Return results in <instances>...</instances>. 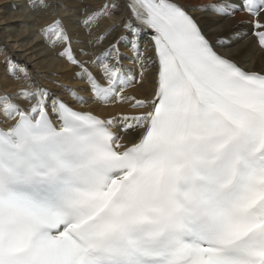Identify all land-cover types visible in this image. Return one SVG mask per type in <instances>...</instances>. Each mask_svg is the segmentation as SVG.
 I'll return each instance as SVG.
<instances>
[{"label": "snow or ice", "instance_id": "6c2138e0", "mask_svg": "<svg viewBox=\"0 0 264 264\" xmlns=\"http://www.w3.org/2000/svg\"><path fill=\"white\" fill-rule=\"evenodd\" d=\"M82 3V0H81ZM52 22L46 45L79 69L83 89L68 100L36 85L21 104L0 96V264H264V68L250 70L217 48L248 32L205 35L193 12L250 25L264 56V0H104L83 5L69 32L60 0H28ZM119 14L92 59L98 21ZM151 32L153 56L140 46ZM138 68L125 66L126 52ZM74 45H80L75 48ZM5 71L35 83L27 65L5 57ZM155 68L154 91L126 90ZM127 103L141 111L101 119L73 107ZM32 101H35L32 103Z\"/></svg>", "mask_w": 264, "mask_h": 264}, {"label": "bare ground", "instance_id": "6f19581e", "mask_svg": "<svg viewBox=\"0 0 264 264\" xmlns=\"http://www.w3.org/2000/svg\"><path fill=\"white\" fill-rule=\"evenodd\" d=\"M60 2L68 4L69 9L76 10L75 14H66V12L70 10H58L59 17L63 19L69 32L75 34L81 32V29L78 25L73 24L71 20H75L76 17L79 16V9L83 5H87L90 10L95 9L101 5L104 0H82V3L81 0H60ZM180 2L190 5L201 4L206 2V0H180ZM13 6L16 7L13 8ZM26 10H28V13H26ZM193 14L209 39L213 41L220 35H227V33L222 30V28L225 27L232 28L236 31L248 32V36L244 40L233 43L229 48L217 49L221 53L231 56L232 53L239 48V54L232 57L236 59L238 63L241 62L243 58L242 66L250 70L259 71L261 68H264V56H261L258 49H254L253 47L254 38L251 31H249L250 25L237 24V21L240 19L249 18L246 13H237L234 19L227 20L219 19L206 12H193ZM33 16L34 19L32 20L30 17ZM52 20V15L44 13L37 14L32 8L28 7V0H0V96L10 95V93H17L18 91H33V88H36L38 84L50 90L55 95L68 100L69 96L66 90L61 87H55L52 82H59L72 89H78L75 85H82V89L86 87L83 80L75 77V73L78 72L79 69L70 64L65 57L61 56L62 59L56 57L62 49L59 47L52 48L46 45L44 38L41 37L40 30L46 28ZM121 20L122 17L118 13L100 19L98 21V26L94 27L92 36L90 37L96 43L94 46L87 48L89 53L88 56L78 58L92 59L97 54L107 49L110 44L115 42L117 36L120 34L119 29L112 32L111 35H107L106 39L100 38L105 36L107 30L114 24L120 23ZM261 22H264V18H262ZM4 23L6 25L2 27L1 25ZM32 25L36 28V32L32 28ZM149 33L150 31L142 33L140 37V46L142 50H146V55L153 56L154 51L151 47L152 41L149 40ZM74 47L79 48L80 45H74ZM119 47L122 51L126 52V56L123 58L125 66L134 72L138 71V68L128 59V57L132 55L127 51L128 48H130V44L121 41ZM25 52H30V55ZM33 55L35 59H33ZM7 56H11L20 65H27L29 75L35 77V83H33L31 79L24 77L23 74L18 73L15 76L9 75L4 67L5 57ZM154 73L155 68L148 69L145 73L143 82L129 87L126 90V94L135 96L138 99L150 97L154 91ZM79 95L85 97L87 103H73V107L82 111L96 113L101 119H108L123 112L141 111L130 108L127 103L98 104L91 100V93L88 92L80 91ZM22 98L23 97H20V100L16 101L23 104L24 100ZM34 102L35 101H32V103ZM11 123L12 121H9L7 124L0 123V127L7 128Z\"/></svg>", "mask_w": 264, "mask_h": 264}, {"label": "rangeland", "instance_id": "374dc122", "mask_svg": "<svg viewBox=\"0 0 264 264\" xmlns=\"http://www.w3.org/2000/svg\"><path fill=\"white\" fill-rule=\"evenodd\" d=\"M215 2H218V1H216V0H206V2H204V3H201V4H210V3H215ZM17 6V5H16ZM16 6H13V8H15ZM28 10H26V13H28L27 12ZM71 11V10H70ZM66 12V14L67 13H73V14H75V11H73V12ZM211 14V13H210ZM65 15V14H64ZM212 15V14H211ZM214 16V15H213ZM32 20L34 19V16L33 17H30ZM77 18H79V16H77L76 17V19ZM75 19V20H76ZM75 20H71V22L73 23V21H75ZM223 20H227V19H223ZM73 24H75V23H73ZM6 24L4 23V24H2L1 26L3 27V26H5ZM31 26V25H30ZM32 28L35 30V32L37 31L36 30V28H34V26L32 25ZM42 30V29H41ZM40 30V35H41V37H43L44 38V40H45V36H44V34H43V32ZM222 30H224V32H226L227 34L228 33H230V32H232V31H236V30H234V29H232V28H228V27H225V28H222ZM249 31H250V27H249ZM39 38H40V36H39ZM26 53V52H25ZM29 55H30V52H27ZM26 53V54H27ZM32 56V55H31ZM56 57L57 58H59V59H62V57L61 56H59V55H56ZM33 59H35V57H34V55H33ZM53 83V85L55 86V87H58V85H62L61 83H59V82H52ZM78 89H82V85H75ZM33 90H35V88H33ZM18 92H21V91H18ZM17 92V93H18ZM12 94V95H11ZM16 93H10V95L9 96H11L14 100H20V96H17V95H15ZM23 99V98H22Z\"/></svg>", "mask_w": 264, "mask_h": 264}]
</instances>
